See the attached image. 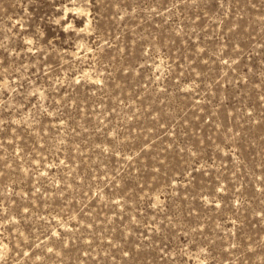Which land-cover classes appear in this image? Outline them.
<instances>
[{
	"label": "rangeland",
	"instance_id": "rangeland-1",
	"mask_svg": "<svg viewBox=\"0 0 264 264\" xmlns=\"http://www.w3.org/2000/svg\"><path fill=\"white\" fill-rule=\"evenodd\" d=\"M0 264H264V0H0Z\"/></svg>",
	"mask_w": 264,
	"mask_h": 264
}]
</instances>
